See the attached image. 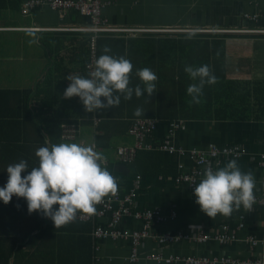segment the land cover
Wrapping results in <instances>:
<instances>
[{
    "label": "crops",
    "instance_id": "obj_1",
    "mask_svg": "<svg viewBox=\"0 0 264 264\" xmlns=\"http://www.w3.org/2000/svg\"><path fill=\"white\" fill-rule=\"evenodd\" d=\"M25 1L28 0H6L0 5V28L6 29L0 31V91L21 93V96L5 95L15 101L12 102L13 110L17 109L20 101L27 99V106L31 111L27 109V112L37 128L31 126L27 129L28 122H24L20 127L12 123L7 129L13 131L15 140L23 144V159L28 161L35 158L37 164L35 152L38 148L63 142L59 136L53 141L47 131L46 121L72 118L82 122L74 110L76 105V108L83 111L82 104H79L81 101L78 97L65 99L63 93L70 83L67 77L88 74L86 67L91 60L88 42L90 37L88 34L58 29L88 26L90 19L74 11L64 15L49 8L32 9L25 15L22 13ZM104 1L111 3L106 7L104 17L112 27L236 31L230 33V38L246 42L247 53L242 62L244 66L250 64L251 68H261L258 60L261 58L263 61L262 69L246 71V79L264 81V34L239 32L264 29V0ZM257 13L261 14L259 23L245 19V14ZM36 29L42 30L35 31ZM30 32L38 37L36 43L29 42L32 39ZM105 37L126 38L124 34H105L100 38ZM23 92H29L30 96ZM18 112L24 115L25 110L20 108ZM86 123L79 124L81 136L73 142L97 146L104 159L109 162L106 168L116 177L118 190L124 194L135 191L138 194L136 207L139 210H158L167 218L165 224L155 228L158 233H203L215 236L223 227L228 226L240 239L227 246L215 241L200 245L184 240L161 249V253L181 257H251L250 246L245 240L249 236L264 239V207L256 206L251 210L241 208L231 216L209 218L195 203L196 197L191 189L186 185H176L181 164L184 166L183 171L192 170L193 162L188 156L170 154L156 148L139 151L133 162L123 164L118 159L117 150L123 146L135 145V140L129 134L130 126H123L126 122H113L116 125L110 129L99 130V126L96 128ZM179 123L182 124L174 142L186 150L207 151L212 144L221 148L242 145L246 154L236 160L242 171L253 173L256 180L255 191L264 193V169L259 167L261 154L264 153V120H197ZM170 124L171 122H159L152 139L156 147L164 143ZM230 160L232 159H225L221 167ZM138 177H141L140 181ZM242 216L245 218V228L239 231ZM110 219L109 214L106 219H96L94 223L72 222L55 229L53 222L42 214H29L23 198L13 197L7 205L0 202V264H95L97 261L102 264H130V242L94 241V225H107ZM123 228L137 231L141 229V223L128 219ZM94 245H99V253L95 251ZM157 249L156 242L147 240L140 248L144 257L136 264H157L147 260V255ZM262 252L259 245L254 250V259L260 257Z\"/></svg>",
    "mask_w": 264,
    "mask_h": 264
},
{
    "label": "clouds",
    "instance_id": "obj_2",
    "mask_svg": "<svg viewBox=\"0 0 264 264\" xmlns=\"http://www.w3.org/2000/svg\"><path fill=\"white\" fill-rule=\"evenodd\" d=\"M29 35L30 43L38 41L35 33ZM103 53L86 76L66 78L70 83L63 98L78 97L86 113L99 114L100 110L118 107L121 98L127 101L135 95L148 99L156 94L158 77L150 68L134 71L132 62L124 56L110 54L108 47H104ZM184 71L193 81L186 89L190 102L199 104L204 87L215 84L217 77L206 64L186 65ZM133 75L140 80L135 86L131 84ZM143 114L140 108L134 113L136 117ZM35 156V166L24 159L7 166V182L0 187V202L7 205L13 197L23 198L29 214H42L53 222L55 229L74 222L78 214H96V206L118 190L116 177L103 166L104 157L94 145L60 142L38 148ZM255 187L253 173L242 171L238 161L232 159L223 167L205 168L193 195L200 210L214 219L218 215L231 216L241 208L251 210Z\"/></svg>",
    "mask_w": 264,
    "mask_h": 264
},
{
    "label": "trees",
    "instance_id": "obj_3",
    "mask_svg": "<svg viewBox=\"0 0 264 264\" xmlns=\"http://www.w3.org/2000/svg\"><path fill=\"white\" fill-rule=\"evenodd\" d=\"M5 1L0 0V5H3ZM182 34L142 35L138 38H100L99 56L104 54V47H108L111 49L110 54L129 59L134 65V71L147 67L156 73L158 77L155 82L156 94L148 97V99L144 96L137 98L135 95L127 101L121 98L118 107L111 110H100L99 114L96 112L86 113L82 103L79 104H82L83 111L74 105V110L77 111L75 112L76 116L80 117L82 122H78V119L72 120V118L46 121L47 131L51 134L53 141L57 140L58 136L63 142L75 141L81 136L79 124L84 122L96 128L99 126V130H104L116 125L113 122H126L123 126L128 125L131 129L137 119L156 120L157 124L159 122L197 120L217 122L263 121L264 81L246 78L233 79L229 75V44L227 39L231 37V34ZM205 64L217 77V82L213 85H206L200 103L193 104L190 102L191 97L186 91L193 81L185 73L184 67L186 65L198 67ZM139 83V78L133 75L131 84L135 86ZM5 95L21 96V93L0 91V117H2L0 119V187L7 182V166L23 159L25 149L21 142L15 140L14 132L7 128L12 123L20 127L24 122H28L27 129L31 126L37 128L31 120L30 113L27 112V109L30 111L27 106V99L20 101L17 109L13 110L12 102L15 101ZM20 108L25 110L24 115L18 112ZM137 108L142 109L144 113L140 117L134 115ZM64 125L76 127V139L64 140L62 138ZM28 161L30 166L36 165L35 158L28 159ZM74 222L83 221L75 220ZM76 224L79 225V223Z\"/></svg>",
    "mask_w": 264,
    "mask_h": 264
},
{
    "label": "built area",
    "instance_id": "obj_4",
    "mask_svg": "<svg viewBox=\"0 0 264 264\" xmlns=\"http://www.w3.org/2000/svg\"><path fill=\"white\" fill-rule=\"evenodd\" d=\"M107 4L102 0H28L22 5V13L27 15L32 9L49 8L54 12L68 14L72 11L79 13L83 17L90 19L91 25L89 28L71 29L70 31L85 32L90 35L89 48H90V64L86 67L89 73L93 70L95 61L97 59V42L101 35L105 34H118L126 32V30L113 28L109 25V21L104 18L103 11ZM6 29L0 28V31ZM10 30V29H8ZM182 123H174L168 132L164 143L156 147L152 142L153 135L158 129L156 120H143L137 119L130 130V135L135 140L134 146H123L118 150V159L123 164L131 163L135 160L137 153L143 150H153L158 148L161 151L178 154L179 156H189L193 162L192 171L187 174L183 172L184 166L179 167L180 173L175 182L177 187L188 184L195 187L202 178L203 171L207 167L220 166L225 159H240L246 153L241 147L224 148L212 144L207 151L175 147L174 139L176 131L180 129ZM77 134V129L74 125H64L63 136L65 140H74ZM96 150L99 151L98 147ZM261 165L264 166V153L261 154ZM109 162L104 159L103 166L106 167ZM141 177H138V181ZM138 194L133 191L129 194L121 193L119 190L97 205V212L92 216L78 214L76 220L83 222H95L96 219L103 220L111 215V219L107 225L97 224L94 227L93 238L95 241H128L132 246V253L128 261L130 264H136L144 255L140 253V248L147 240H152L158 244L156 252L147 255V260L156 262L157 264H254V250L260 245L263 253L262 258L256 261L255 264H264V239H259L255 236H249L245 240L251 249V257L247 259L232 258L227 256H200V257H181V256H165L161 253V249L168 246L178 244L181 241L188 240L197 244H206L213 241L227 246L234 242L240 241L236 232H231L228 226L223 227V230L216 233L215 236L207 234L185 235L183 233H158L155 229L157 226L165 224L167 218L157 210H139L136 207V199ZM254 204L264 207V196H254ZM135 220L141 223V229L137 231H128L123 228V224L128 220ZM244 217H241V223L238 230L241 231L245 228ZM95 251L99 253V245L95 246ZM95 264H102L96 262Z\"/></svg>",
    "mask_w": 264,
    "mask_h": 264
},
{
    "label": "bare ground",
    "instance_id": "obj_5",
    "mask_svg": "<svg viewBox=\"0 0 264 264\" xmlns=\"http://www.w3.org/2000/svg\"><path fill=\"white\" fill-rule=\"evenodd\" d=\"M103 1V3H105V4H107V6L106 7H108L111 3L110 2H105L104 0H102ZM106 7L104 8V11L106 10ZM104 11H103V16H104ZM245 16V19L248 21V22H252V23H259L260 22V20H261V14H259V13H257V14H255V15H251V14H245L244 15ZM105 18V17H104ZM90 25H91V22H90V24L88 25V26H84V27H77V28H62V29H58V30H60V31H70L71 29H82V28H89L90 27ZM110 25V24H109ZM111 26V25H110ZM112 27V26H111ZM113 28H117V27H113ZM118 29H123V30H126V32H123V33H118V34H126V33H142V34H149V33H168V34H178V33H216L215 31L216 30H208V29H197V30H187V29H185V30H183V29H170V28H162V29H152V28H150V29H148V28H146V29H136V28H118ZM38 30H42V29H36L35 31H38ZM57 31V30H56ZM73 32H78V31H73ZM239 32H241V33H262V34H264V29H251V30H244V31H239ZM78 33H83V34H88V33H85V32H78ZM224 33H236V31H231V30H225L224 31ZM89 35V34H88ZM89 37H90V35H89ZM96 52H97V58H98V42H97V50H96ZM174 123H179V122H171V124H170V128H169V130H168V132L170 131V129H171V126H172V124H174ZM178 131V130H177ZM177 131H176V133H177ZM175 140V139H174ZM215 145V144H214ZM217 146V145H216ZM175 147H177V148H183V147H178L176 144H175ZM219 147V146H218ZM233 147H241L244 151H245V149L243 148V146L242 145H237V144H235V145H231V146H226V147H219V148H221V149H224V148H233ZM185 149V148H184ZM199 150V149H198ZM246 152V151H245ZM168 153V152H167ZM170 154H172V153H170ZM185 156V155H184ZM189 157V156H188ZM244 157V156H243ZM242 157V158H243ZM190 159V158H189ZM191 160V159H190ZM192 161V160H191ZM223 164V163H222ZM222 164L220 165V166H215V168H220L221 166H222ZM182 165V164H181ZM180 165V166H181ZM179 166V167H180ZM259 167L260 168H263L264 169V166H262L261 165V162L259 163ZM192 169H193V167H192ZM180 170V169H179ZM184 170V169H183ZM192 171V170H191ZM190 171V172H191ZM183 172H185V171H183ZM189 171L188 172H185V173H187V174H189L190 173ZM199 183V182H198ZM188 186L190 189H191V191L192 192H194V187H191L190 185H188V184H184V185H182V186ZM181 186V187H182ZM254 196H256V197H263L264 196V193L263 194H259V192H256L255 191V189H254ZM256 206H258V205H253L252 207H256ZM259 207H262V206H259ZM263 253V252H262ZM193 257H197V256H193ZM262 258V254L260 255V257H258L257 259H254L253 260V263L255 264L256 263V261H258L259 259H261Z\"/></svg>",
    "mask_w": 264,
    "mask_h": 264
},
{
    "label": "rangeland",
    "instance_id": "obj_6",
    "mask_svg": "<svg viewBox=\"0 0 264 264\" xmlns=\"http://www.w3.org/2000/svg\"><path fill=\"white\" fill-rule=\"evenodd\" d=\"M127 28H132V27H127ZM263 29V28H262ZM224 29H216V33H224ZM140 33H126L124 34L126 36V38H138L142 35H168V34H157V33H150V34H140ZM245 34V33H244ZM251 34V33H250ZM232 37V36H231ZM240 40L238 39H227V43L229 44V48H228V64H229V75L231 78L235 79V78H241V79H245L246 78V71L250 72L251 70L254 69H262L263 68V61H261V58L258 60V64L261 65V68H251L249 67L250 64H248V66H244V64L242 63L244 60V54H246V42L244 40H241V42H238ZM232 42V43H230ZM237 43V44H236ZM257 43V42H254ZM261 55V53H260ZM131 130V129H130ZM130 130H129V134H130ZM121 148V147H120ZM119 150V148H118ZM117 150V153H118ZM107 167V166H106ZM94 245V249H95Z\"/></svg>",
    "mask_w": 264,
    "mask_h": 264
}]
</instances>
